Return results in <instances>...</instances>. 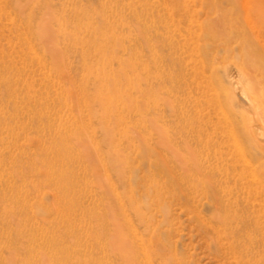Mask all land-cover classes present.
I'll return each instance as SVG.
<instances>
[{"label": "rangeland", "instance_id": "obj_1", "mask_svg": "<svg viewBox=\"0 0 264 264\" xmlns=\"http://www.w3.org/2000/svg\"><path fill=\"white\" fill-rule=\"evenodd\" d=\"M256 37L264 0H0V259L264 264V117L245 144L221 70L249 43L264 109Z\"/></svg>", "mask_w": 264, "mask_h": 264}, {"label": "bare ground", "instance_id": "obj_2", "mask_svg": "<svg viewBox=\"0 0 264 264\" xmlns=\"http://www.w3.org/2000/svg\"><path fill=\"white\" fill-rule=\"evenodd\" d=\"M248 4V3H247ZM180 7V6H179ZM178 7V9H181V8H179ZM184 8H186V7H184ZM184 8H182V9H184ZM175 13V12H174ZM184 14V13H183ZM186 16V15H185ZM247 16H249V15H247ZM245 17H246V15H245ZM247 18V17H246ZM222 20V19H221ZM248 20V22H249V20H250V16H249V18L247 19ZM225 21V19L223 20V22ZM259 21V20H258ZM222 23V22H221ZM220 24V23H219ZM234 25V24H233ZM236 27V26H235ZM252 30V29H251ZM236 31V32H235ZM240 30H239V28H236L234 31H232L231 32V34H235V33H237V32H239ZM188 32H190V31H188ZM235 32V33H234ZM259 33L261 34V32L259 31ZM231 34H230V36H228L229 38L231 37ZM259 34V35H260ZM254 36V35H253ZM215 38H217V37H215ZM221 41V40H220ZM253 43H254V46H256L258 49H260V48H263L264 46H261L262 44V41L259 39V37H256L253 41H252ZM236 42H232V41H230L229 39L226 41V42H224V45L226 46V51L228 52L229 50H232L233 48H232V46H233V44H235ZM238 44H239V46L241 47V53L243 52V51H247V52H244V56H242V63H241V65H234L233 64V62H232V64H231V62H229V64L228 65H224V67H222L221 68V70H222V73H223V75H224V77H225V79H226V84H227V90H225V92H226V97H227V99H228V101L230 102V105L231 106H235V108L236 107H240V108H242L244 111H245V115H246V113H247V115L248 116H250V117H247L246 116V118H250V120H249V122L250 123H248L247 124V126H245V128H244V131H243V135H242V137H241V139H242V141L245 143V144H253V146H257V145H254V143H256V141H255V135H257L256 133L257 132H259V128H258V126H257V122L259 121L257 118H256V116H259V118H260V116L262 117H264V109L263 108H259L258 107V104H256V102L258 103V102H260V101H256V98L254 97V81H255V77L253 78L252 76H251V74L252 73H256V71L258 70V67L260 66L258 63H256L257 61H259L260 60V57L258 58L257 57V55H255L254 53H251V52H249V50H247V47H248V44L249 43H246V42H244L243 40H240L239 42H238ZM251 45L249 44V47H250ZM264 50V49H263ZM254 54V55H253ZM215 59V58H214ZM224 64H227V63H224ZM250 70H252L251 72H249ZM262 73V72H261ZM217 75V74H216ZM253 75V74H252ZM261 78V77H260ZM264 79V78H263ZM256 83H258L257 81H256ZM260 84V83H259ZM258 84V85H259ZM259 87H261V85L259 86ZM262 88H264V87H262ZM261 90V89H260ZM261 104H259V106H260ZM220 107H222V106H220ZM235 108H233L234 109V111H235ZM221 109V108H220ZM230 109V108H229ZM221 111H222V109H221ZM225 110H223V112H224ZM262 117V118H263ZM244 119V118H243ZM247 120V119H246ZM262 121H264L263 119H261ZM262 121H260V122H262ZM248 122V121H247ZM263 123V122H262ZM231 128V127H230ZM261 129V128H260ZM156 130V129H155ZM231 130H234V129H231ZM230 130V131H231ZM243 130V129H242ZM261 131H263V129L261 130ZM231 132H233V133H235L234 131H231ZM230 134V133H229ZM259 134V133H258ZM166 135V134H165ZM261 135H263L264 136V131H263V133L261 132ZM227 136V135H226ZM263 136H260V140H261V143L264 145V138H263ZM233 137L235 138V135L233 134ZM166 138V137H165ZM237 138V137H236ZM256 138H257V136H256ZM261 138H263V139H261ZM161 141H163L162 143H165L166 144V142L164 141L165 139L164 138H162V136H161ZM238 139V138H237ZM259 139V138H258ZM257 139V140H258ZM168 140H169V138L167 137L166 138V141L168 142ZM232 142L236 145V147H238V149L239 150H243V149H241V148H239V145H238V142H239V140H238V142L236 141V139H233L232 140ZM259 143V142H258ZM260 143V144H261ZM242 146V145H241ZM222 148V147H221ZM228 148V147H227ZM258 148V147H257ZM233 152H235V151H233ZM262 153L264 152V151H261ZM244 155V153L242 154V156ZM234 158V157H233ZM243 161H244V163H246L247 161H246V157L245 158H243ZM251 167V166H250ZM263 169V168H262ZM252 170V169H251ZM15 205L16 206H18V203L17 202H15L14 204H11V208H8V205H6V200H4V198H2V197H0V223L1 222H3V225H7L8 223V221L9 220H11V219H13V221H14V218L17 216V215H19V214H22L23 213V210H19V208L17 209V210H14V208H15ZM18 217V216H17ZM243 219H246V218H237L236 219V223H237V225H238V227H236L235 229V233H234V235L237 237V242H239L238 244H240V246L242 247V248H245V250H246V252L248 251V248L247 247H245L244 245V237H243V234L239 231L240 229V226H242V224H244V220ZM21 220V219H20ZM220 222H221V226H230V222H229V219L227 220V219H224V220H221L220 219ZM245 222H249V221H247V219L245 220ZM251 223H252V221H251ZM255 223H256V225L257 226H259L258 225V222L257 221H255ZM245 224H247V223H245ZM16 229H15V237H16V239L17 238H20L21 237V233L18 231L19 230V227H20V225H21V221H18L16 224ZM246 226V225H245ZM120 227V226H119ZM118 227V228H119ZM252 227V226H251ZM256 227V226H255ZM243 229V228H242ZM253 229V228H252ZM250 229H248V231H249ZM247 232V231H246ZM253 232V231H252ZM239 233H241L242 234V236H240L239 235ZM247 235V234H246ZM248 237V236H247ZM253 237V236H252ZM252 241V240H251ZM254 241H255V239H254ZM253 243V242H252ZM256 243V242H255ZM251 245V244H250ZM237 248H240L239 246L237 247ZM255 248H257V246L255 247ZM251 249H252V246H251ZM242 251H244V249L242 250ZM252 252H253V249L251 250V252H247L245 255L247 256V257H249L251 254H252ZM236 256V255H235ZM234 256V257H235ZM250 261V260H249ZM0 264H8V262H7V259H5V258H2V259H0ZM41 264H51L50 262H48L46 259L45 260H43L42 261V263Z\"/></svg>", "mask_w": 264, "mask_h": 264}]
</instances>
